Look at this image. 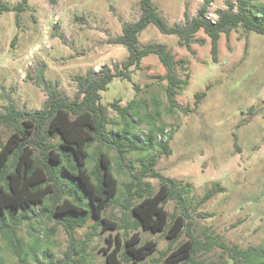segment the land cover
Returning a JSON list of instances; mask_svg holds the SVG:
<instances>
[{
	"label": "rangeland",
	"instance_id": "obj_1",
	"mask_svg": "<svg viewBox=\"0 0 264 264\" xmlns=\"http://www.w3.org/2000/svg\"><path fill=\"white\" fill-rule=\"evenodd\" d=\"M19 1L0 0V4L12 7ZM152 1L172 26L183 23L185 10L190 18L195 17L204 0ZM209 1L208 14L214 16L217 10L225 9L227 2L235 0ZM252 1L264 4V0ZM28 5L17 24L14 12L0 14V111L7 103L17 109H41L46 94L37 79L39 70L46 81L57 83L63 95L72 99L76 75L87 71L98 73L102 67L121 69L128 52L121 45L108 44V39L121 34L123 23L137 21L138 0H56L54 4L49 0H28ZM195 39L192 55L178 46L176 36L162 35L153 25L138 36L140 46L163 44L176 59L187 60L189 79L175 98L177 109L168 107L167 83L156 78L163 76L165 70L153 55L142 60L140 69H130L129 80L111 81L101 92V102L107 105L120 100V106H126L133 99L141 100L142 108L136 111L142 116L145 113L155 116L156 125L170 134V155L159 154L157 150L150 153L158 157L157 168L165 177L191 185L189 213L197 237L211 234L226 244L240 247L264 245V37L241 28L228 37L222 34L216 61L211 55L210 39L202 31ZM133 85L138 86V91ZM198 93L205 96L195 104ZM110 117L119 128L114 124L116 116L112 110ZM139 125L144 131L149 128L145 121ZM110 155L114 157L113 152ZM127 158L132 172L145 161L144 156L137 154ZM115 175L119 195L105 216L130 221L124 201L130 174L125 170ZM145 181L157 189V180ZM215 185L221 191L201 202ZM166 210L172 214L175 205L168 203ZM93 226L91 219L76 230L75 236L81 243L91 234L86 250L91 264H104L102 249L107 247V240L114 247L116 231L104 229L103 225L94 230ZM126 232L124 235V230L118 231L120 243L133 231ZM139 232L142 242L157 245L158 254L151 258H159L186 239L183 234L172 242L161 233L141 229ZM17 236L23 260L0 235V264H71L65 256L69 242L61 226L30 216L29 222L17 230ZM219 253L215 249L203 257V262L217 260ZM149 263L150 260L145 261Z\"/></svg>",
	"mask_w": 264,
	"mask_h": 264
},
{
	"label": "trees",
	"instance_id": "obj_2",
	"mask_svg": "<svg viewBox=\"0 0 264 264\" xmlns=\"http://www.w3.org/2000/svg\"><path fill=\"white\" fill-rule=\"evenodd\" d=\"M49 2L54 4L56 0ZM209 3L204 0L193 18L185 10L183 23L169 26L152 0H138L137 21L123 23L121 34L108 39V44L121 45L128 52L120 70L118 66L114 70L102 67L98 73L87 71L76 75V93L72 99L63 95L57 83L46 81L39 70L37 79L46 94L41 109H17L7 103L0 111V235L19 260L24 256L17 230L32 216L63 228L69 242L65 256L71 264H91L86 252L91 234L81 243L75 236L76 230L85 227L91 219L94 230L103 225L104 229L116 231L114 247L107 240V247L102 249L104 264H145L148 260L149 264H264V245L240 247L226 244L211 234L195 235L189 213L191 185L165 177L158 170V157L150 152L157 150L159 154L170 155L171 138L168 134L163 139L165 129L156 125L155 116L147 113L142 116L136 111L142 108L143 101L133 99L126 106H120V100L107 105L101 102V92L111 81L129 80L130 69H140L142 60L153 55L165 70L163 76L156 78L167 83L168 107L177 109L175 98L189 79L187 60L176 59L163 44L140 46L138 36L149 25L162 35L176 36L178 46L192 55L195 35L202 31L210 39L214 61L222 34L228 37L241 28L264 37V4L252 0L227 2L224 10L215 12L217 20L212 22L208 18ZM28 9V0H20L12 7L0 4V14L14 12L16 24L20 14ZM133 88L138 91L137 85ZM204 96L205 93L196 94L195 104ZM110 110L115 113L114 124L119 128L112 124ZM142 121L149 125L146 131L140 129ZM131 154L145 158L133 172L127 158ZM125 170L130 174L124 192L130 221L105 216L119 195L115 173ZM146 179L157 180V189ZM218 191H221L219 185L211 187L201 202ZM170 202L175 205L172 214L166 210ZM139 229L161 233L172 242L183 234L186 239L159 258H151L158 254L157 245L152 241L142 242ZM121 230L124 235L128 230L133 232L120 243L118 231ZM215 249L220 252L218 259L203 262V257Z\"/></svg>",
	"mask_w": 264,
	"mask_h": 264
},
{
	"label": "built area",
	"instance_id": "obj_3",
	"mask_svg": "<svg viewBox=\"0 0 264 264\" xmlns=\"http://www.w3.org/2000/svg\"><path fill=\"white\" fill-rule=\"evenodd\" d=\"M213 15H214V16L208 14V18H209L212 22H215V21L217 20V15H216V14H213ZM165 134H166V136H164L163 139H166V137H167V135H168V133L166 132V130H165ZM159 139H162L161 136H159Z\"/></svg>",
	"mask_w": 264,
	"mask_h": 264
}]
</instances>
